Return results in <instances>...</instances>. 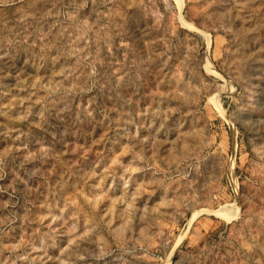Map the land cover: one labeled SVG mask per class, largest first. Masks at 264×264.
<instances>
[{
	"label": "rangeland",
	"instance_id": "rangeland-1",
	"mask_svg": "<svg viewBox=\"0 0 264 264\" xmlns=\"http://www.w3.org/2000/svg\"><path fill=\"white\" fill-rule=\"evenodd\" d=\"M0 264H264V0H0Z\"/></svg>",
	"mask_w": 264,
	"mask_h": 264
},
{
	"label": "bare ground",
	"instance_id": "bare-ground-1",
	"mask_svg": "<svg viewBox=\"0 0 264 264\" xmlns=\"http://www.w3.org/2000/svg\"><path fill=\"white\" fill-rule=\"evenodd\" d=\"M214 212H215V211H214ZM220 212H222V210H220L219 213H220ZM215 213H216V212H215ZM223 214H224V212H223ZM225 214H227V213H225ZM227 215H228V214H227ZM227 215H226L225 217H229V216H230V215H228V216H227Z\"/></svg>",
	"mask_w": 264,
	"mask_h": 264
}]
</instances>
